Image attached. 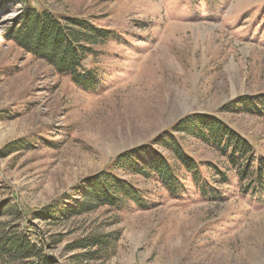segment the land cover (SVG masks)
<instances>
[{
  "label": "rangeland",
  "instance_id": "rangeland-1",
  "mask_svg": "<svg viewBox=\"0 0 264 264\" xmlns=\"http://www.w3.org/2000/svg\"><path fill=\"white\" fill-rule=\"evenodd\" d=\"M39 1L114 36L87 61L101 78L87 92L7 39L24 5L0 0V206L13 208L0 228L15 224L14 210L74 206L80 182L106 170L138 188L142 205L33 220L41 235L67 234L52 251L58 264H264V195H244L213 145L171 130L185 116L215 115L264 164V0ZM242 98L252 111L233 105ZM164 132L201 164L205 184L170 193L151 171L113 165L143 145L173 161L154 142ZM101 235L113 248L98 258L75 261L85 251L66 249Z\"/></svg>",
  "mask_w": 264,
  "mask_h": 264
},
{
  "label": "trees",
  "instance_id": "trees-1",
  "mask_svg": "<svg viewBox=\"0 0 264 264\" xmlns=\"http://www.w3.org/2000/svg\"><path fill=\"white\" fill-rule=\"evenodd\" d=\"M13 1L24 5V9L16 18L14 27L6 32L7 39L36 58L46 61L56 74L70 78L84 91H96L101 84L99 70L96 66H88L87 61L97 59L99 48L112 39L113 33L86 20L60 15L40 1ZM236 103L233 105L248 109L252 100L242 98ZM171 130L213 145L225 155L244 195H264V164L257 158L250 141L224 121L211 114L189 115L173 124ZM154 142L159 148L171 153L173 161L166 157L165 152H159L151 145H143L121 153L113 165L119 166L126 173L147 174V171H151L170 193H187L189 189L185 185L189 180L194 184L206 183L201 164L184 151L172 134L164 132ZM215 175L222 179L221 183L227 179L226 174L218 169H215ZM80 188L82 198L76 200L74 206L56 202L43 211L14 210L15 224L5 222L0 228V264H58L52 251L63 242L67 234L41 235L32 230L35 228V219L58 221L101 207L123 209L129 203L138 206L143 203V193L113 171L102 170L83 179ZM10 209L13 210L2 204L0 217ZM112 243L110 235L89 236L69 244L66 249L85 251L73 257L79 261L84 257L98 258L100 251L108 253L113 248Z\"/></svg>",
  "mask_w": 264,
  "mask_h": 264
}]
</instances>
